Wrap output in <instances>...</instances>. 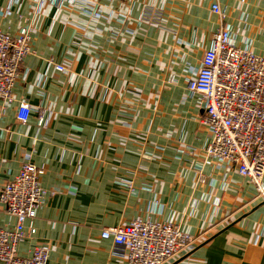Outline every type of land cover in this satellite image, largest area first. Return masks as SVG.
Returning a JSON list of instances; mask_svg holds the SVG:
<instances>
[{
  "label": "crops",
  "instance_id": "0c3cea01",
  "mask_svg": "<svg viewBox=\"0 0 264 264\" xmlns=\"http://www.w3.org/2000/svg\"><path fill=\"white\" fill-rule=\"evenodd\" d=\"M10 1L0 0V11ZM216 3L224 21L212 11ZM101 7L114 14L97 23L78 8L51 5L34 18L33 0L0 16L11 35L36 26L16 101L5 108L0 100V192L30 160L44 168L49 193L19 256L48 245L51 264H127L104 230L173 218L195 245L167 264H264V200L237 170L207 160L210 132L187 90L188 68L200 66L223 24L240 30L238 45L247 37L264 56V0H102ZM21 102L33 110L26 123L17 117ZM42 111L52 117L41 124ZM15 225L0 200V227Z\"/></svg>",
  "mask_w": 264,
  "mask_h": 264
},
{
  "label": "built area",
  "instance_id": "2783aa9c",
  "mask_svg": "<svg viewBox=\"0 0 264 264\" xmlns=\"http://www.w3.org/2000/svg\"><path fill=\"white\" fill-rule=\"evenodd\" d=\"M101 1L33 0V14L34 18L41 16L46 5L56 8L57 12L78 8L82 15L97 23L114 14L112 10L107 15ZM120 1L136 4L145 0ZM22 2L11 0L6 8L1 9L0 16H8L10 8ZM212 11L222 21L227 17L226 10L218 3L212 6ZM119 17L122 24L126 22V16ZM35 31L33 21L23 26L17 35L0 28V100L5 108L16 101L14 88L23 62L32 52ZM239 31L230 25L221 26L200 66L188 68L187 90L190 95L198 96V105L204 111L201 123L210 132V142L205 148L207 160L216 161L227 170H237L263 198L264 56L252 50V41L247 37L243 46L238 45L236 36ZM56 69L66 72L64 66H56ZM32 111L28 103L21 102L18 120L26 123ZM39 116L42 124L51 119L52 112L48 118L43 111ZM44 173V168L28 160L0 192L6 212L16 218L14 229L0 227V264H51L48 245L37 246L28 258L18 254L19 245L35 233L33 222L37 211L49 196L41 184ZM102 238L113 241L117 250L124 253L127 264H167L176 255L193 250L195 245V237L182 230L173 218L167 221L137 218L119 227L106 228Z\"/></svg>",
  "mask_w": 264,
  "mask_h": 264
},
{
  "label": "rangeland",
  "instance_id": "374dc122",
  "mask_svg": "<svg viewBox=\"0 0 264 264\" xmlns=\"http://www.w3.org/2000/svg\"><path fill=\"white\" fill-rule=\"evenodd\" d=\"M198 180L200 181V177L198 178ZM259 196V195H258ZM260 197V196H259ZM262 198V197H261ZM264 200V197L262 198ZM129 223V222H128ZM125 225V224H124ZM122 226V225H120ZM115 227H119V226H115Z\"/></svg>",
  "mask_w": 264,
  "mask_h": 264
}]
</instances>
